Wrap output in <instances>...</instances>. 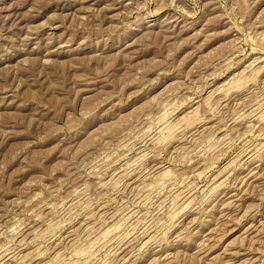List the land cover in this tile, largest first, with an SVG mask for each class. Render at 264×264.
Masks as SVG:
<instances>
[{
    "label": "rangeland",
    "instance_id": "1",
    "mask_svg": "<svg viewBox=\"0 0 264 264\" xmlns=\"http://www.w3.org/2000/svg\"><path fill=\"white\" fill-rule=\"evenodd\" d=\"M0 264H264V0H0Z\"/></svg>",
    "mask_w": 264,
    "mask_h": 264
}]
</instances>
